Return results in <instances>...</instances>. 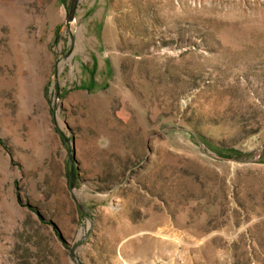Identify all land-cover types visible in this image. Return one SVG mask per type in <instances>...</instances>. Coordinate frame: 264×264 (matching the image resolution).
<instances>
[{"label":"rangeland","instance_id":"1","mask_svg":"<svg viewBox=\"0 0 264 264\" xmlns=\"http://www.w3.org/2000/svg\"><path fill=\"white\" fill-rule=\"evenodd\" d=\"M69 4L0 0V264H264V0Z\"/></svg>","mask_w":264,"mask_h":264},{"label":"water","instance_id":"2","mask_svg":"<svg viewBox=\"0 0 264 264\" xmlns=\"http://www.w3.org/2000/svg\"><path fill=\"white\" fill-rule=\"evenodd\" d=\"M78 0H70L69 8H68V13L66 15V22L69 23L74 20L75 16V10L77 6ZM69 187L72 189L74 187V157H73V152L70 151L69 155ZM78 207L80 209H83V206L78 203Z\"/></svg>","mask_w":264,"mask_h":264}]
</instances>
